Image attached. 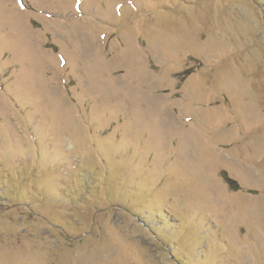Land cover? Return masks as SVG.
<instances>
[{
	"label": "rangeland",
	"instance_id": "374dc122",
	"mask_svg": "<svg viewBox=\"0 0 264 264\" xmlns=\"http://www.w3.org/2000/svg\"><path fill=\"white\" fill-rule=\"evenodd\" d=\"M0 264H264V0H0Z\"/></svg>",
	"mask_w": 264,
	"mask_h": 264
},
{
	"label": "snow or ice",
	"instance_id": "6c2138e0",
	"mask_svg": "<svg viewBox=\"0 0 264 264\" xmlns=\"http://www.w3.org/2000/svg\"><path fill=\"white\" fill-rule=\"evenodd\" d=\"M21 6H23V5H21Z\"/></svg>",
	"mask_w": 264,
	"mask_h": 264
}]
</instances>
